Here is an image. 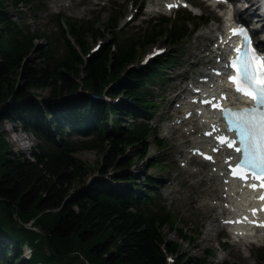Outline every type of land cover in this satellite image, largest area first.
Masks as SVG:
<instances>
[{
    "label": "trees",
    "instance_id": "1",
    "mask_svg": "<svg viewBox=\"0 0 264 264\" xmlns=\"http://www.w3.org/2000/svg\"><path fill=\"white\" fill-rule=\"evenodd\" d=\"M5 1L0 0V121L15 117L40 142L31 159L13 151L0 131V264H80L83 258L88 264H227L209 262L211 251L200 258L182 255L180 243L162 230L165 224L174 228L172 215L154 209L156 178L130 170L155 165L145 157L156 135L149 120L158 106L149 84L167 79L164 64L172 58L132 65L159 40L181 47L208 19L184 9L174 17L151 18L142 32L122 41L118 21L111 19L104 24L109 41L83 59L88 37L95 40L103 32L91 22L55 14L65 47L53 58L52 46L38 41L44 32L12 20ZM44 89L46 96L35 91ZM103 94L110 101L96 98ZM72 134L84 139L72 140ZM81 149L103 151V163L88 166L75 156ZM110 167L115 172L107 178ZM25 246L29 258L23 256ZM168 255L177 259L169 263Z\"/></svg>",
    "mask_w": 264,
    "mask_h": 264
},
{
    "label": "rangeland",
    "instance_id": "2",
    "mask_svg": "<svg viewBox=\"0 0 264 264\" xmlns=\"http://www.w3.org/2000/svg\"><path fill=\"white\" fill-rule=\"evenodd\" d=\"M165 1L166 0H162L160 2L164 3ZM188 1L193 5L194 9L192 11L187 8L178 7L172 8L170 11H162V9H160L159 11L157 10L156 12L149 13L148 6L152 4L151 0H31L28 5H25L20 11L11 5V0H6L7 9L5 8V10H8L12 20L15 22L23 20L31 29H40L44 32L45 37H41L38 41L41 44L49 43L52 46L53 58L60 56L64 52L65 47L64 40L60 35L59 26L54 17L55 14H62L64 16L62 20L70 18L71 20H85L91 22L94 27H97L103 32L104 36H99L95 40H91L90 36L88 37L90 44L88 52L82 53L83 59H86L89 54L96 50L95 47L97 44H99L100 47L101 44L109 41L111 33L106 28L104 29V24L111 19L116 22L118 21L115 31L120 41L142 32L145 26H147L146 22L151 18L157 19L162 16L174 17L177 12H181L184 9L189 11L192 15L203 16L208 19L207 23L199 25L198 28L195 27L192 31V36L185 41L181 47L171 46L163 40H159L150 48L143 50L132 65L136 68H140L147 63L145 60L149 58L152 60L158 57H149L151 54L155 55L154 53L156 51H165L163 54L159 55L160 57L166 55L172 58L171 62L166 61L164 64V72H167V79L164 82H159L154 79L153 82L149 84L151 90L157 96L156 103L158 105L156 106L157 110L155 114L152 116L153 118L151 117L149 122L156 131V135H154L155 139H159L162 145L158 146L155 140H153L154 136H151L148 140L147 154L145 157L149 158L150 162L155 163V165L145 171V168L139 170L138 166L133 165L130 170L135 174L146 173L156 178L157 184H154L153 187L156 189L158 199L155 200L154 209L168 210L172 215L174 219V228H170L169 224H165L162 230L166 235V239L170 241L176 240L180 243L182 255L200 258L205 255L208 256L209 251H211L212 255L210 254L207 259L209 262L264 264V236L258 243L251 244V250H248L243 245L239 246L233 243L230 234L225 228H221L219 233L213 234L210 241L205 240V228L210 223H219V217H224V215H219L217 208L205 210L201 206L202 201L215 203L209 200L208 197L210 196L202 193L200 194V191L203 192L205 190L207 181L200 179L198 175L189 177L185 172L186 168H188L189 171L200 170L201 167L195 160L187 164L186 158V153H188L192 146L190 138L197 136V134L181 135V133L188 131L187 127H182L183 125H181V127L179 126L180 129L173 132L171 136H167L166 133H164L167 127L172 128L173 122L176 121L177 118L182 117L183 108H179V104L181 102H186L183 100V96L186 97L184 89L187 90L190 88L192 85L190 79H198V75L196 74L202 71L203 66L210 60L209 56H207L208 52L205 50L213 47L212 37L215 34L221 33L223 16L224 13L227 12V7H223L221 4L212 5L211 0ZM246 5H248V3L244 2L241 6L246 7ZM228 6L229 12L233 10V5ZM219 7H222V10H220ZM253 15H250L252 17V22L254 18H258V16ZM259 27H263L261 31L257 29ZM256 29L258 31L256 34L259 33L257 38L259 39L262 37L259 42L260 48L264 50V26H262L260 21L256 25ZM68 38H70V36H68ZM71 43L74 44V39H71ZM35 91L40 96H46L48 93L45 89ZM79 93L84 92L79 91L78 94ZM78 94H76V96ZM177 94H180L182 99L177 98L176 101H171V98L175 97ZM40 96L34 97L38 100H44V98ZM97 97H101V99L107 102L110 101V98L104 94L96 96V98ZM54 103L63 105L65 101H57L53 102V104ZM171 106H173V111L168 113ZM112 117L113 115L111 114V118ZM110 124H112L111 121ZM14 128L16 129L14 130ZM0 131L4 132V136L9 141L13 151H21L26 156L40 142L31 131L25 132L26 138L22 141L19 135L24 133V131L21 128L20 122L16 120L15 117H13V121L2 119L0 121ZM70 138L75 141L84 139L77 134L70 135ZM179 143H183L182 149L185 153L183 155L178 152L176 147ZM126 153H131L130 147L127 148ZM75 156L87 163L88 166H96V164L101 165L103 163V151L81 149L75 153ZM133 156L134 160H136L137 156ZM144 160H146V158ZM204 170H211L210 164L206 165ZM213 170H215V167H212V171ZM114 172V168L110 167L109 173L105 177L109 178ZM89 173L98 176L96 169H90ZM199 180H201V182H198ZM197 182L199 184L191 191L190 185ZM77 186L78 184H75L72 188H76ZM193 200L194 202L191 204ZM223 205H226V203ZM179 230L185 233L186 236L182 237V234H179ZM30 255V251L27 250L25 252L26 258L30 257ZM239 255H243V259L240 258ZM175 259H177V256L173 255L169 263H173ZM80 264H88V262L83 258Z\"/></svg>",
    "mask_w": 264,
    "mask_h": 264
},
{
    "label": "bare ground",
    "instance_id": "3",
    "mask_svg": "<svg viewBox=\"0 0 264 264\" xmlns=\"http://www.w3.org/2000/svg\"><path fill=\"white\" fill-rule=\"evenodd\" d=\"M151 1L152 4L148 6V12H155L157 10L159 11L160 9L167 11L170 10V7H168L169 5L180 6L183 3H188V1L186 0H166L164 3L160 2L162 0H151ZM229 2L231 5H233V12L230 13L228 11L229 6L227 5L226 6L227 12L224 13L223 16L224 18L222 17L223 28L226 27L228 24H230L231 20L237 19L238 20L237 22H241L242 25L245 24L250 26L254 31L256 37H258L259 33L256 34L258 32L257 29H260L261 31L263 27L262 28L259 27L256 29V25L260 21L262 26H264V11L261 9L264 0H229ZM244 2L248 3L246 7L241 6L242 3ZM11 5L14 6L15 9H17L18 11L23 9L21 6L14 5L12 1H11ZM6 6L7 3H5L4 8H6ZM190 6L191 9L193 10L194 8L191 3ZM253 14L255 16H258V18L257 19L254 18L252 22L251 16ZM260 39H262V37L258 39V42H260ZM212 41L214 47L212 49L205 50L208 52L206 53L207 56H209L210 60L208 61L207 64L203 66V70L196 74L198 75V79L194 81L196 82L197 86L194 87L204 86L205 84L211 81L209 77L214 76L215 81H217L218 85L224 88H228V86L225 83V80L222 78V73L224 71L223 68L224 67L223 60L225 55L224 50L227 49L228 46L225 41V35L215 34L212 37ZM216 71H219L221 73L220 79L216 77L219 76L215 74ZM184 92L186 94H189L188 89L187 90L184 89ZM221 93H227V92L223 90L220 91V94ZM190 97L198 98L194 92ZM177 98H181V95L177 94L175 97L171 98V101L174 102L176 101ZM183 100L186 101V97H183ZM228 100L231 103L236 101V99L233 98V96H229ZM198 103L199 101L195 103H190L189 100H187L186 102H181L179 104V108L180 107L183 108L182 117L177 118V120L174 121L172 128L167 127L164 130L165 131L164 133H166L167 136H171L173 132L179 130L181 125H183L182 127H187L188 131L181 133V135L182 134L191 135L192 133L197 134V136L190 138L192 146L190 147L188 153H186L187 154L186 158H187V164H190V162L195 160L201 167L200 170H189V171L188 168H186L185 172L189 177L198 175L200 179H204L207 181V186L205 190L203 192L200 191V194L202 193L204 195L210 196L208 197L209 200L215 203L213 204V203H209V201H202L201 206L205 210H208L210 208H217L218 214L224 215V217H219L218 219L219 223H210L205 228V236H204L205 240L210 241L212 239L213 234H217L219 233L221 228H225L230 234L233 243L238 244L239 246L243 245L248 250H251V244L256 242L258 243V241H260L261 238L264 236V227H254L249 225L252 220L250 211L253 209L252 206L255 204L256 201L254 197L255 191L250 190L245 183H240L236 180L229 179L228 173L226 171V166L230 160V157L234 155L233 151H231V153L225 151L223 147L214 144L213 138L206 137V133L210 132V128L212 124L213 125L215 124L216 127L219 126V124H217V115H215L214 112L209 111L207 109L208 106L203 107L200 106ZM172 111H173V106L169 108L168 113ZM25 132L26 131H24V133L19 135L22 141L24 140V138H26ZM20 144H24V143H20ZM176 147L181 155L185 154L184 150L182 149L183 143H179ZM30 152L27 155L29 158H31ZM194 153H198V154H194ZM204 155L211 157V159L209 161L207 160L204 161L202 159ZM208 164H210L211 170L205 171L204 168ZM212 167H215V170L212 171ZM198 182H201V180H199ZM198 182L195 184L192 183V185H190L191 191L194 190L195 186L199 184ZM193 202L194 200L191 202V204H193ZM224 203H226V205H223ZM257 223L259 225L264 224V219L258 218ZM244 241H246L247 243ZM239 257L243 259V255L241 256L239 255Z\"/></svg>",
    "mask_w": 264,
    "mask_h": 264
},
{
    "label": "snow or ice",
    "instance_id": "4",
    "mask_svg": "<svg viewBox=\"0 0 264 264\" xmlns=\"http://www.w3.org/2000/svg\"><path fill=\"white\" fill-rule=\"evenodd\" d=\"M230 35L239 37L243 43L224 64V68L230 70L227 81L237 94L251 100L252 106L233 110L221 108L218 103L211 101L204 102L211 104L213 108H220L227 123V131L234 133V137H217L219 143L239 153V161L231 169V175L244 182L250 190H260L261 194L257 199L264 201V55L257 54L247 30L242 25L230 29ZM215 74L221 73L216 71ZM213 130L217 131L218 128L213 126ZM257 211H264V206L252 209V215L255 216ZM257 226L264 227V224Z\"/></svg>",
    "mask_w": 264,
    "mask_h": 264
}]
</instances>
